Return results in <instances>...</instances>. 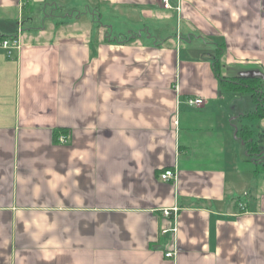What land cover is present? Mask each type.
<instances>
[{"label": "crops", "instance_id": "0c3cea01", "mask_svg": "<svg viewBox=\"0 0 264 264\" xmlns=\"http://www.w3.org/2000/svg\"><path fill=\"white\" fill-rule=\"evenodd\" d=\"M169 2L0 0L19 40L0 47V264H264V169L237 135L264 118L215 63L264 89V0ZM32 3L92 22L23 32ZM110 12L144 31L96 32Z\"/></svg>", "mask_w": 264, "mask_h": 264}, {"label": "rangeland", "instance_id": "374dc122", "mask_svg": "<svg viewBox=\"0 0 264 264\" xmlns=\"http://www.w3.org/2000/svg\"><path fill=\"white\" fill-rule=\"evenodd\" d=\"M57 6L58 7L54 10L55 13H53V10L48 9L46 12V15H47L46 16L43 12V8L39 4H37L35 6L32 3V8H33L32 12L30 11L28 13V15L26 16L25 20L23 21V24L22 25L20 24V29H23V32H29L30 27H32V26H36V27L46 26L50 30L54 27V23L49 18H51V19L59 18L62 21L70 22L72 20L81 19L80 17L85 16L84 8L83 9H77L76 11L74 9V11H73V9L71 8L73 5L69 4V3H68V5H64V6L63 5H57ZM94 6L95 5L93 4L90 7L92 12H94V10H95ZM102 10H105L104 7H102ZM166 11L170 12V11H174V10L168 9ZM103 14H104L103 17H101L100 20H98V18L96 17L95 21L93 23L94 30L96 32H99L103 36L106 35L105 34L106 32H108V34L110 33V35L115 36L117 31H120V30L126 31L127 29H133L134 31H138V30L144 28L142 23L140 25V23H135L133 20H132L133 24L127 23L126 20L120 19L119 17L115 16L114 12H110L108 14L103 13ZM82 20L84 22L86 21V23H87V21H89L90 19H87V18L84 19L82 17ZM91 22L92 21L90 20V23ZM111 24H114V27H115V29L113 31L110 29ZM135 24H137V25H135ZM165 26L167 28L166 29L167 31L172 30V28H173V30H176L175 27H173V25H172V21H167ZM18 28L19 27H18V21L17 20H14L12 22H7L6 30L11 29V31L16 33ZM143 31H144V29H143ZM174 33L176 35H174ZM178 34L179 33L174 31L173 32V38H176L178 36ZM7 35H10V34H7ZM261 152L263 153V158L261 160H262V162H264V144L262 145ZM240 154H242V148H240ZM241 165H243V164H241ZM261 168L264 169V165L263 166L261 165Z\"/></svg>", "mask_w": 264, "mask_h": 264}, {"label": "trees", "instance_id": "16d2710c", "mask_svg": "<svg viewBox=\"0 0 264 264\" xmlns=\"http://www.w3.org/2000/svg\"><path fill=\"white\" fill-rule=\"evenodd\" d=\"M11 35L0 34V40ZM129 40V39H128ZM217 67V76L219 77L220 88L223 91L247 93L250 95L254 102V110L243 114L244 118L250 121H257L264 118V89L262 88L261 80L253 76H240V77H224L218 73V59L215 61ZM62 133L61 130L54 131V136ZM239 138L243 141L247 154L255 163L263 166L262 155L259 150V142L264 141V134L252 129L251 125H242L237 132Z\"/></svg>", "mask_w": 264, "mask_h": 264}, {"label": "built area", "instance_id": "2783aa9c", "mask_svg": "<svg viewBox=\"0 0 264 264\" xmlns=\"http://www.w3.org/2000/svg\"><path fill=\"white\" fill-rule=\"evenodd\" d=\"M163 3V7L165 8H173L172 5L170 4L169 0H161ZM175 9H179L178 7H176ZM0 47L5 49L7 54H10L13 49H17L19 47V40L18 38L15 37H6L0 40ZM185 103L191 107H200L201 105L204 104V99L202 97H187L185 99ZM59 141L61 142H66V138L65 136L61 135L59 136ZM160 177L162 180H169V179H173L175 177V173L173 170L168 169L163 171L162 173H160ZM177 212V208L174 207L173 209H163L162 210V214L164 216L170 215L171 213L173 214V217H175V214ZM168 230H170L172 233H174L176 231V226L174 225L172 228L170 229H165L163 230V232H167ZM166 257H172L173 253L168 251L165 253Z\"/></svg>", "mask_w": 264, "mask_h": 264}]
</instances>
